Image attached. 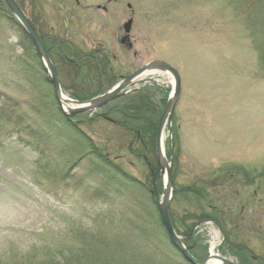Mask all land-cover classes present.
<instances>
[{
  "label": "rangeland",
  "instance_id": "rangeland-1",
  "mask_svg": "<svg viewBox=\"0 0 264 264\" xmlns=\"http://www.w3.org/2000/svg\"><path fill=\"white\" fill-rule=\"evenodd\" d=\"M258 1L80 0L77 8L72 0H42L37 22L41 31L66 32L86 50L104 47L117 59V83L157 60L179 71L181 96L165 132L166 142L173 135L181 148L175 184L220 177V187L209 185L207 202L229 214L232 238L264 259V4L259 8ZM7 19L0 12V108L9 115L0 112V264H184L150 205L113 176L93 171L85 149L56 122L50 87L38 80L44 72ZM150 80L159 86L156 103L161 89L174 85L168 74H151L128 93ZM16 117L44 134L46 143L17 134ZM91 118L83 119V130L104 146L106 133L88 123ZM121 158L125 171L141 179L142 166ZM228 165L258 179L253 186L240 174L223 179L221 168ZM191 203L181 200L173 209L193 213L205 205ZM197 239L195 252L208 255L209 227Z\"/></svg>",
  "mask_w": 264,
  "mask_h": 264
},
{
  "label": "trees",
  "instance_id": "trees-1",
  "mask_svg": "<svg viewBox=\"0 0 264 264\" xmlns=\"http://www.w3.org/2000/svg\"><path fill=\"white\" fill-rule=\"evenodd\" d=\"M17 2L26 11V3L29 5L30 0H17ZM263 4L264 0H259L257 5L259 8H262ZM29 8L31 9V6ZM0 12L8 15V24L16 32L20 44L24 50L31 53L32 59L39 67V71L44 72L42 61L30 36L1 0ZM28 16L32 19L31 15L28 14ZM42 40L59 72L64 92L72 99L79 101L89 100L104 93L118 81L116 79L117 73L113 67L114 63L110 55L103 48L85 52L72 39L68 38L65 33L60 34V36L55 35L54 37L42 35ZM260 61L264 62V48L261 50ZM38 80L50 87V104L55 111L57 121L67 129L78 144H81L86 151V156L89 155L91 157L93 171L113 176V180L121 188L140 196L139 201L144 200L146 205H150L154 213L157 214L159 229L168 245L182 263L189 264L183 260L181 254L174 248L158 211V200L162 194L163 181L156 158L155 138L159 118L162 113L161 110L166 106L170 89L164 90L160 88L163 90V93L160 94L161 97L158 103H156L155 92L159 87L155 84L146 85L94 113L93 118L89 119L88 123L99 124L104 131L102 133H106L105 139H103L104 146H102L101 143L94 142L92 137L83 130L85 122L83 119L90 115H79L72 119L66 118L58 106L53 88L49 84L50 82L45 72L44 75L42 73ZM158 104L160 109H158ZM0 112L3 116L9 118L5 108H0ZM19 119V117L15 118L17 134H20V136L27 135V138L38 145L46 143V138L41 136L44 134H40L39 130L24 122V118H21L20 122ZM166 148V156L172 163V174L173 179H175L174 173L181 148L177 139L174 140V138L167 142ZM121 156H128L142 166L144 171L141 179L133 177L125 171L122 163L125 158H121ZM112 157H114V160H112ZM224 168V170L221 168V177L223 179L232 178L240 174L245 179L247 185L253 184L254 178L244 167L228 165ZM262 176H264V173L261 174ZM219 178H215L213 183L196 181L192 186H180L175 184L174 181L175 193L170 210L172 224L176 232L186 240L197 223L211 220L222 229L225 235V243L220 249L221 253L225 256H234L238 259L239 264H253L249 259L250 256H253L248 248L239 241L234 240L230 232L225 230L230 216L219 208L212 207L213 203L207 202L209 185L220 187ZM85 190L89 191L88 188ZM94 191L98 192V190ZM89 193L92 194L93 192ZM181 200L183 205L192 206V201L198 203L199 201H205V205H196L194 208L198 210L193 213L192 211L188 212L184 206H182V211H174L173 206L179 203V201L181 202ZM206 208H212V210L209 211ZM194 242H197L196 244L199 248L200 240L197 239L196 235L188 242V247L191 248ZM198 253L193 249L191 250L192 255L198 260H203L206 255L203 257V252L200 255ZM259 264H264V261H260Z\"/></svg>",
  "mask_w": 264,
  "mask_h": 264
},
{
  "label": "water",
  "instance_id": "water-1",
  "mask_svg": "<svg viewBox=\"0 0 264 264\" xmlns=\"http://www.w3.org/2000/svg\"><path fill=\"white\" fill-rule=\"evenodd\" d=\"M2 1L9 8L13 16L18 20V22L22 25V27L26 30V32L29 34L32 41L34 42L37 51L41 59L43 60L46 70L48 71L50 81L54 87L57 100L61 108L63 109L65 115L68 117H74L78 114L95 111L106 106L107 104L113 102L114 100L124 95L123 92L144 75L151 73H163V74H168L173 78L174 81L173 92L169 97L167 106L160 117L158 129H157V136H156V156H157V161L161 175L162 177H164V190L161 200L158 204V208L164 226L174 246L190 264H199L198 261L189 253V250L186 247V242H184L175 232L169 214L170 204L174 194V187H173V180L171 174V165L169 164L164 152V131L168 121L172 119L173 113L180 99V94L182 90V81L179 72L170 64L164 61H154L140 68L128 78L122 80L109 92L99 97H96L88 102H79L66 98L63 95L60 85V80L56 72V69L52 64L38 33L30 23L28 18L26 17V15L24 14L23 10L20 8V6L15 0H2ZM132 23L133 21L129 20L124 27L125 32L127 34L131 32ZM216 258L220 260L223 264H235L234 262L222 257H216ZM203 264H207V261Z\"/></svg>",
  "mask_w": 264,
  "mask_h": 264
},
{
  "label": "bare ground",
  "instance_id": "bare-ground-1",
  "mask_svg": "<svg viewBox=\"0 0 264 264\" xmlns=\"http://www.w3.org/2000/svg\"><path fill=\"white\" fill-rule=\"evenodd\" d=\"M149 74L145 75V76H148ZM143 76V77H145ZM142 77V78H143ZM141 78V79H142ZM164 141H165V136H164ZM207 264H223L221 261L217 260V259H211Z\"/></svg>",
  "mask_w": 264,
  "mask_h": 264
},
{
  "label": "flooded vegetation",
  "instance_id": "flooded-vegetation-1",
  "mask_svg": "<svg viewBox=\"0 0 264 264\" xmlns=\"http://www.w3.org/2000/svg\"><path fill=\"white\" fill-rule=\"evenodd\" d=\"M36 1H38V0H36ZM77 5L79 6L80 4L77 3ZM98 8L100 9V6H98ZM103 10H104L105 12H107V9L103 8Z\"/></svg>",
  "mask_w": 264,
  "mask_h": 264
}]
</instances>
